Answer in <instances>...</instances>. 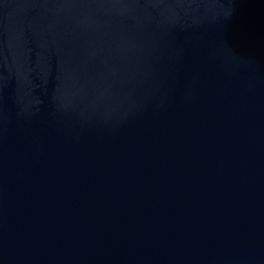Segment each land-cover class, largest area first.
<instances>
[{
    "label": "water",
    "instance_id": "water-1",
    "mask_svg": "<svg viewBox=\"0 0 264 264\" xmlns=\"http://www.w3.org/2000/svg\"><path fill=\"white\" fill-rule=\"evenodd\" d=\"M0 264H264V0H0Z\"/></svg>",
    "mask_w": 264,
    "mask_h": 264
}]
</instances>
